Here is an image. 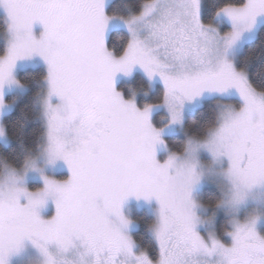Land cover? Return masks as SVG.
<instances>
[{"label":"snow or ice","instance_id":"snow-or-ice-1","mask_svg":"<svg viewBox=\"0 0 264 264\" xmlns=\"http://www.w3.org/2000/svg\"><path fill=\"white\" fill-rule=\"evenodd\" d=\"M108 0H0L5 44L0 50V139L10 149L8 127L12 88H25L16 75L19 61L39 57L45 88L37 91L42 122L38 144L48 163L61 160L68 175H45L27 157L21 169L6 163L0 179V264L31 243L43 264H61L57 254L76 251L64 264H264L259 214L232 219L220 236L200 233L194 191L201 182L195 154L203 149L225 163L230 186L226 201L241 204L264 185V87L230 57L245 32L264 19V0H229L214 12L230 27L221 31L201 19V0H142L128 16L106 11ZM118 19L128 38L121 50L108 43L109 23ZM40 25L39 34L35 25ZM137 68L158 78L162 96L138 106L117 88L120 74ZM235 95L239 103L230 102ZM208 97L216 114L185 155L168 147L151 113L161 105L169 124L182 123L186 105L201 107ZM199 102V103H198ZM160 152L166 155L161 159ZM7 160V153L2 154ZM39 172L42 186L25 178ZM155 202L148 231L156 255L141 249L124 211L130 199ZM49 203L53 214L45 216Z\"/></svg>","mask_w":264,"mask_h":264},{"label":"trees","instance_id":"trees-1","mask_svg":"<svg viewBox=\"0 0 264 264\" xmlns=\"http://www.w3.org/2000/svg\"><path fill=\"white\" fill-rule=\"evenodd\" d=\"M142 0H114L108 7V13H117L128 16L130 12L137 11L136 5ZM229 0H202V21L205 23L212 21L214 23L215 10ZM5 30L4 16L0 14V33ZM128 38V33L121 29L113 30L108 38L111 47L121 50ZM4 47L0 43V50ZM236 63L243 65L248 69L249 77L252 83L258 87H264V25H262L256 35V38L246 43L236 57ZM46 74L44 67H36L20 71L17 77L26 82L25 91L14 96H9V100H15V107L10 114L11 123L8 127V135L11 148H5L0 144V173L3 170V164H10L20 169L25 159L35 155L40 150L38 144H42L43 138L39 136L42 129V122L37 119L39 113V103L36 97L37 91L44 89L42 77ZM134 83L124 88L126 97L139 96V104L143 106L146 103H155L162 96L163 87L156 85L151 87L146 78L137 74ZM121 88L123 85L120 86ZM119 87V88H120ZM144 94H148V99H144ZM238 104V102H236ZM216 98L206 99L201 107H198L193 113L185 119L187 133L195 137L202 134L204 128L214 120L216 109ZM168 147L176 153L184 151L187 138L183 134H176L166 138ZM7 153V160L2 158L3 153ZM65 176V175H63ZM200 198L204 206L215 208L217 202L221 201V191L214 186H207L201 190ZM147 211L134 213L132 220L136 223V230L131 233L137 240L141 249L149 250L155 256L157 246L151 234L148 231V225L154 220ZM216 235L229 243L226 235L223 234L229 227L228 218L223 213H218L214 219Z\"/></svg>","mask_w":264,"mask_h":264},{"label":"rangeland","instance_id":"rangeland-1","mask_svg":"<svg viewBox=\"0 0 264 264\" xmlns=\"http://www.w3.org/2000/svg\"><path fill=\"white\" fill-rule=\"evenodd\" d=\"M113 1L114 0H108V3L106 5L107 12H108V7L110 3ZM202 11H203V6H202V0H201V19H202ZM0 14H2L5 17V13L3 9H0ZM214 23L217 25V27L220 28L221 31H224L230 27L229 22L223 17H221L219 20H214ZM262 25H264V19L260 20L259 25H258V30ZM116 29H121L127 32L125 26L118 19H114L109 23V26L107 29L108 38L110 36V33ZM258 30L255 32H251V33L245 32L243 37L237 42V44L231 50L230 57L234 58L236 61V57L238 53L241 51V49L246 43H249L256 38ZM35 31L37 34H39V31H40L39 24L35 25ZM5 39L6 37H5V30H4L3 32L0 33V43H3L4 45ZM36 67H44L46 70L44 63L39 57H33L30 59L21 60L17 64L16 75H18L20 71L32 69ZM137 74L143 75L146 78V80L149 82L151 87H154L157 84L163 87L162 83L159 81L158 78L154 79L153 81H149L146 75L143 73V71L137 68L130 75L120 74L117 76V80H116L117 88L122 90L125 96L126 94L124 93V88L130 85L131 82L134 83L133 78ZM121 85H123L122 88L120 87ZM43 86L45 88L44 82H43ZM24 91H25V88H12L11 91L9 92V96H14ZM148 97H149L148 94H144L145 100L148 99ZM131 98H133L136 104L140 106L138 95H134ZM212 98H216V97H208V98H205V100L212 99ZM9 101H11L12 109H14L15 100H9ZM230 102L236 104V102L239 103V99L233 94L230 97ZM222 103H224L223 100H218L216 98V104H222ZM197 108H198L197 106L186 105L183 110L182 123L169 124L168 113L162 105L160 107L154 108L151 113V116H152V120L155 126L162 127L164 129L163 138L165 142H166L167 137L176 135V134L185 135L188 141L190 139H195V137H192L187 133V129L185 127V119L189 114L193 113ZM9 143H10V139H9ZM0 144L3 145L2 139H0ZM186 147H187V142H186L184 151L182 153H177V154L181 156L185 155ZM165 155H166L165 152L159 153V156L161 159ZM29 157L37 160V164L39 168L43 171L45 175L55 177V178H63L68 175L67 167L63 161L57 160L54 163H48L45 160V158L42 155H40V150L35 155L29 156ZM195 157L198 163V168L200 172L202 173L201 182L197 185L193 193L194 199L197 201L199 205V207L196 209V212L201 220V223L198 226V230L200 231V233L204 235L206 238L209 234L216 235L214 219L218 213H223L228 218L229 227H231L230 221L234 218L239 219V220H244L250 215L259 214L261 219L257 223V229L261 234H264V185L255 186L250 191H248L245 200L238 206L230 207L226 204L221 203L219 206H216L214 209L208 208L203 205L201 198H200L201 190L204 187H207V186L217 187L221 191V201L220 202L226 201L230 195V186L227 183V181L224 179V177L222 176V169L225 167V163L214 160L212 156L206 150H203V149L199 150L195 154ZM5 174H6V166L5 164H3V170L0 173V179H3ZM24 182L29 188L40 187L42 186V183H43L40 173L31 172V171L27 174ZM123 211L131 219L134 213H137L140 211H147L155 218L156 205H155V202L149 203L144 200L137 201L133 198V199H130L128 202H126V204L124 205ZM53 212H54V208L51 203H49V205L45 209H43V214L45 216H49L53 214ZM136 228H137L136 223L133 221L131 233L135 231ZM227 238L230 243V238L228 236ZM57 258L61 260V264H64L65 260H77L78 256H77L76 251L74 250L72 252L67 253L66 256L64 254L58 253ZM43 261H44V257L41 255L39 250L35 248L31 243L25 242L24 247L18 253L14 254L11 257L10 264H43Z\"/></svg>","mask_w":264,"mask_h":264}]
</instances>
